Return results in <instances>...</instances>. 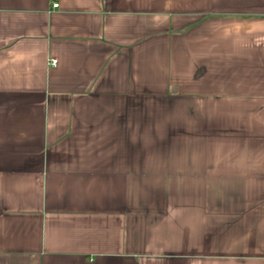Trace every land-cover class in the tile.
Masks as SVG:
<instances>
[{
	"label": "crops",
	"instance_id": "obj_1",
	"mask_svg": "<svg viewBox=\"0 0 264 264\" xmlns=\"http://www.w3.org/2000/svg\"><path fill=\"white\" fill-rule=\"evenodd\" d=\"M0 264H264V0H0Z\"/></svg>",
	"mask_w": 264,
	"mask_h": 264
},
{
	"label": "rangeland",
	"instance_id": "obj_2",
	"mask_svg": "<svg viewBox=\"0 0 264 264\" xmlns=\"http://www.w3.org/2000/svg\"><path fill=\"white\" fill-rule=\"evenodd\" d=\"M165 110V109H164ZM162 127V130H166L164 132H161V138H154L152 139V137L150 138H146V141L148 143H151L150 146L151 148H154L157 144L159 149L157 150H143V154L141 155H137L135 157H143L144 161L146 163H154V162H167L168 159L170 157H174V156H170L168 155V153H172L174 152L173 150H169V139L167 137V129H166V124H160ZM177 152H180L179 150H177ZM175 157H179V158H183V155H176Z\"/></svg>",
	"mask_w": 264,
	"mask_h": 264
},
{
	"label": "built area",
	"instance_id": "obj_3",
	"mask_svg": "<svg viewBox=\"0 0 264 264\" xmlns=\"http://www.w3.org/2000/svg\"><path fill=\"white\" fill-rule=\"evenodd\" d=\"M54 6H58V3H56V4H54ZM50 64L52 65V66H55L56 64H57V60L55 59V58H53V59H51L50 60Z\"/></svg>",
	"mask_w": 264,
	"mask_h": 264
}]
</instances>
